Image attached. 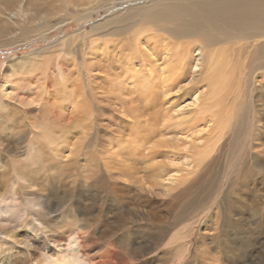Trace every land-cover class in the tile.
<instances>
[{
	"label": "rangeland",
	"instance_id": "374dc122",
	"mask_svg": "<svg viewBox=\"0 0 264 264\" xmlns=\"http://www.w3.org/2000/svg\"><path fill=\"white\" fill-rule=\"evenodd\" d=\"M109 15L108 11L101 9L99 12L94 11L90 19L81 22L72 20L59 23L53 18V26L43 30L37 29L38 23H26L21 18L20 21L26 23L27 32L25 26H14L6 34L0 33V41L3 42L0 43L1 86L5 82L11 87L10 81L4 80L8 79L7 73L14 69L19 76L23 75L21 77L27 83L30 79L27 70H52L63 62L61 64L67 75L72 76H66V81L65 78L55 77V85L59 84L61 87L66 82V86L71 87L78 82L72 83L70 79L79 74V83L88 94V129L85 128V137L73 152L74 155L61 157L47 153L44 156L34 154L38 159H47V155L51 159H60L54 170L34 168L35 175L30 172L41 185L46 183L47 192L53 191L48 205L57 208L52 216H58L55 230L59 229V233H63L71 228L88 236L87 251L95 255L110 251L111 256L115 255L116 264H122L123 260H126L125 264H264V171L255 164H264V155L260 154H264V151L256 140L255 146L251 143L252 132L247 136L252 127L255 135L263 130V126L255 129L260 123L253 118H259L264 103V78L261 70L257 69V62L263 59L264 49L256 46L241 51L240 58L236 61L237 79L231 96L235 104L232 118L234 122L208 158L202 161L200 159L197 169L184 174L182 166L175 168L166 159H148L136 150L137 162L131 163V170H135L128 172L126 168L124 177L121 171L108 170L103 162V159H126L121 155L120 145L126 144L124 149H128L135 146L132 144L139 137V129L136 125L129 126L123 113L130 97L119 95L122 94L119 86L121 83L123 85L127 77V65L119 61L120 50L115 49L120 48L118 40L124 35H98L91 31L96 23ZM1 21L4 22V18ZM84 55H88V62ZM29 57H33L34 67L20 61ZM49 61L54 64L53 67ZM74 61L81 66L80 70L71 65ZM84 68H89L90 76ZM37 72L35 71V75ZM55 85H46L44 88L50 93ZM125 90L130 95L131 92ZM56 98L61 96L57 95ZM42 100H50V109L55 108L52 105L55 100L50 94H44ZM0 104L3 106L0 115L4 113L0 121L6 126L0 124V191H5L18 180L19 174L15 170L13 159L23 157V154H17H20L28 142L26 133L29 121L39 118L37 116H40L41 108L35 105L22 107L17 100L11 98L4 100L1 92ZM134 126L137 131L131 128ZM59 128L67 133L72 129L74 136L78 134V127L68 124L63 112ZM75 140L72 139V142ZM129 140L132 141L130 144L127 142ZM38 144L42 145L41 135L38 137ZM44 148L47 149L46 146ZM256 157L260 159H253ZM38 162L41 167L49 165L44 160ZM160 165L170 166V169L173 167L176 171L181 168L182 173L177 171L180 175L176 181L178 183L170 190L162 187L143 190L138 180H146L145 177L149 175L146 170L150 169L148 167ZM140 172L145 174L140 177ZM139 173L137 179L134 175ZM54 176L56 178H52ZM133 177L137 179L136 184ZM16 197L18 205L26 208L25 200L30 197L28 190L21 188ZM18 224L22 225L20 221ZM163 228L169 231L167 236L161 238L157 232ZM16 229L19 230V225ZM8 232L11 234L14 229H8ZM171 237L175 240L172 241Z\"/></svg>",
	"mask_w": 264,
	"mask_h": 264
},
{
	"label": "bare ground",
	"instance_id": "6f19581e",
	"mask_svg": "<svg viewBox=\"0 0 264 264\" xmlns=\"http://www.w3.org/2000/svg\"><path fill=\"white\" fill-rule=\"evenodd\" d=\"M101 9L108 11L110 15L96 23L91 31L98 35H124L118 40L120 48L115 49L120 50L119 61L127 65V77L125 76L123 85L121 83L119 86V92L122 93L119 95L130 97L128 107L125 106L123 113L126 115L127 124L136 125L139 129V137L134 138L136 143H131L135 146L129 145L128 149H124L126 144L120 145L121 155L126 159H103L104 166L108 170L116 169L125 175L126 168L129 172L131 163L137 162L135 159L138 157V151L148 159H166L168 164L175 168L182 166L184 174L190 173L198 168L200 159H207L217 148L223 136H226L227 128L234 122L232 118L235 114V104L231 96L234 94V81L237 79L236 61L240 58L242 50L256 46L264 49V0H0V18H4V22L0 19V33L6 34L14 26H25L27 32L25 24L32 21L38 23V30L47 29L53 26V18L59 23L72 20L81 22L90 19L94 11L99 12ZM21 18L26 23H22ZM87 56L84 55V59L88 62L90 59ZM33 57L19 60L25 61L29 67H34ZM61 63L54 68V64L49 61L54 68L52 70H27L26 73L30 77L27 83L21 77L23 75L19 76L11 67L14 70L7 73L8 79L4 80L10 81L11 87L5 82L0 85L4 100L11 98L17 100L22 107L35 105L41 108L40 116H37L39 118L29 121L26 146L23 150L18 146L21 151L17 155L23 154V157L13 159L15 170L19 174L18 180H15L9 189L0 191V264H116L115 255L111 256L110 251L99 255L87 251L88 236L71 228H67L63 233H59L58 228L55 230L58 216H52L57 208L48 205L53 191L47 192L46 183L41 185L39 180L33 177L36 173L34 168L43 171L56 168L60 159H51L49 155L64 157L77 150L85 137V128L90 118V115L86 114L88 94L79 83L81 75L77 74L70 79L72 83H78L68 86L69 88L66 82L61 84V87L59 84L55 85V77L72 76L67 75ZM257 63V69L261 70V76L264 78V54L263 59ZM71 65L80 70L81 66L76 65L75 61ZM78 70L76 69V72ZM85 70L90 76L89 68ZM68 78H65V81ZM46 85L55 86L49 93L47 88H44ZM125 89L131 92L130 95L126 94ZM44 94H50L55 100L52 103L54 109H50L51 99L43 102ZM57 95L61 98H56ZM263 104L259 118H253L260 123L255 129L263 126V130H259L255 135L252 127L247 136L252 132L251 143L255 146L256 140L264 151ZM62 105L64 108H61ZM2 107L0 104V109ZM62 112L68 124L78 127L76 136L72 135V129L67 133L59 128ZM3 114L0 118L4 117ZM0 124L6 127L2 121ZM39 135L42 139L41 146L38 144ZM74 138L76 140L72 142ZM130 141L127 142L130 144ZM46 153L49 154L47 159H38L34 155L44 156ZM260 154L264 155L263 152ZM42 160L47 161L49 165L41 167L38 161ZM255 164L264 171V164ZM169 167H148L150 169L146 172L150 176H146L145 181L138 180L143 190L156 187L165 190L173 188L178 183L176 181L180 177L177 171L181 168L176 171ZM140 173L134 176L138 179ZM144 174L141 173L140 177ZM49 181L47 178V182ZM21 188H26L30 194L25 200L26 208L17 203L16 195ZM19 221L22 225L18 224ZM18 225L19 230L16 229ZM8 229H14V232L10 234ZM168 231L159 229L157 234L162 238L168 235ZM172 238V241L175 240ZM125 263L126 260H123L122 264Z\"/></svg>",
	"mask_w": 264,
	"mask_h": 264
}]
</instances>
